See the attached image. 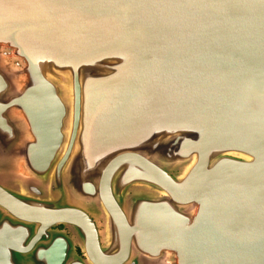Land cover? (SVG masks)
Listing matches in <instances>:
<instances>
[{
  "label": "water",
  "instance_id": "1",
  "mask_svg": "<svg viewBox=\"0 0 264 264\" xmlns=\"http://www.w3.org/2000/svg\"><path fill=\"white\" fill-rule=\"evenodd\" d=\"M0 264H264V0H0Z\"/></svg>",
  "mask_w": 264,
  "mask_h": 264
},
{
  "label": "rangeland",
  "instance_id": "2",
  "mask_svg": "<svg viewBox=\"0 0 264 264\" xmlns=\"http://www.w3.org/2000/svg\"><path fill=\"white\" fill-rule=\"evenodd\" d=\"M141 193V192H140ZM142 195V194H141Z\"/></svg>",
  "mask_w": 264,
  "mask_h": 264
}]
</instances>
